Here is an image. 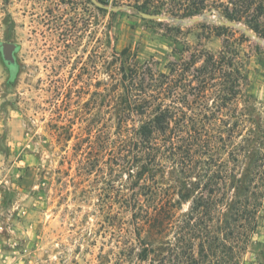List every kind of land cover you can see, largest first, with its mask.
Masks as SVG:
<instances>
[{"label": "trees", "instance_id": "1", "mask_svg": "<svg viewBox=\"0 0 264 264\" xmlns=\"http://www.w3.org/2000/svg\"><path fill=\"white\" fill-rule=\"evenodd\" d=\"M208 2L262 36L264 0H170L147 13L189 18ZM214 29L224 36L217 54L194 50L166 72L128 49L103 50L99 150L90 144L75 161L103 233L116 237L118 264H227L224 252L237 264L256 227L264 121L255 118L248 56L238 48L248 39L226 24ZM4 61L14 75V60Z\"/></svg>", "mask_w": 264, "mask_h": 264}, {"label": "rangeland", "instance_id": "2", "mask_svg": "<svg viewBox=\"0 0 264 264\" xmlns=\"http://www.w3.org/2000/svg\"><path fill=\"white\" fill-rule=\"evenodd\" d=\"M161 2L170 4L140 0L144 9L133 0H0V44L16 45L14 75L0 48V264H118L116 237L103 233L75 161L90 144L99 150L103 50L128 49L138 63L154 61L166 72L170 61L194 50L217 54L224 36L214 27L228 22L211 2L189 18L142 16ZM232 23L235 37L248 39L238 48L248 56L247 92L261 123L264 19L262 36ZM187 210L184 204L178 214ZM224 254L234 264L233 254ZM235 255L237 264H264V197L256 227Z\"/></svg>", "mask_w": 264, "mask_h": 264}, {"label": "water", "instance_id": "3", "mask_svg": "<svg viewBox=\"0 0 264 264\" xmlns=\"http://www.w3.org/2000/svg\"><path fill=\"white\" fill-rule=\"evenodd\" d=\"M142 16L144 18L150 19V20H152V19H161V16L155 15V14H146V13H144V14H142ZM225 24L228 25V26H231V27H235L236 26V24H233L232 22H226ZM245 33H248V31H245ZM0 48H1V51L3 53L4 60H8L9 61V60L13 59V52L16 49V45L14 43L9 42V41L2 42L0 44Z\"/></svg>", "mask_w": 264, "mask_h": 264}]
</instances>
